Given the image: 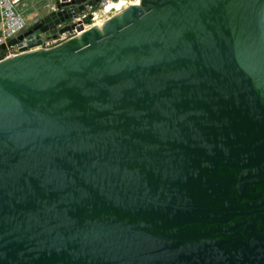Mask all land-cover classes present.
<instances>
[{"label": "water", "instance_id": "water-1", "mask_svg": "<svg viewBox=\"0 0 264 264\" xmlns=\"http://www.w3.org/2000/svg\"><path fill=\"white\" fill-rule=\"evenodd\" d=\"M84 1L0 44V264H264V0Z\"/></svg>", "mask_w": 264, "mask_h": 264}, {"label": "built area", "instance_id": "built-area-1", "mask_svg": "<svg viewBox=\"0 0 264 264\" xmlns=\"http://www.w3.org/2000/svg\"><path fill=\"white\" fill-rule=\"evenodd\" d=\"M55 1L59 0H47V3L45 4L46 6H50L52 8V3ZM88 0H85L83 3L85 4V8L77 12L74 16L70 17L66 23L71 24L75 23L77 21H82V19L87 16L88 14H91L92 17L90 19L89 24H83L82 28H88L93 24V19L95 17L96 12H102V21L105 20L104 18H107V14H114L116 11L113 12H106L105 8L107 7L108 4L112 2H117L119 0H98L94 5H88L87 4ZM124 4L123 6L126 7L133 1L137 0H123ZM28 3L25 2L24 0H0V44L1 43H6L7 40H9L12 37L17 36L27 28V22L21 13V8L24 6H27ZM126 5V6H125ZM123 7V8H124ZM109 11V10H108ZM120 11V10H119ZM118 12V11H117ZM106 16V17H105ZM35 18H33L34 20ZM80 31L78 29H73L69 32H66L62 35L58 34L55 37H50L51 39L44 38L42 45L43 46H48L52 44L53 42H56L57 40L67 37L70 34H75L79 33ZM34 37V35H32ZM4 55L3 57L13 55L18 52V47L17 45H11V46H6L4 50ZM2 57V58H3ZM1 59V58H0Z\"/></svg>", "mask_w": 264, "mask_h": 264}, {"label": "bare ground", "instance_id": "bare-ground-1", "mask_svg": "<svg viewBox=\"0 0 264 264\" xmlns=\"http://www.w3.org/2000/svg\"><path fill=\"white\" fill-rule=\"evenodd\" d=\"M136 1H133L131 3H128V4H132V3H135ZM123 4H124V1L123 0H119L117 2H112L110 4L107 5V7L105 8V11L106 12H113V11H119L121 9H123ZM126 6V5H125ZM109 10V11H108ZM103 13L102 12H96L95 13V17L93 19V24H90L91 26H98V24L102 21V15Z\"/></svg>", "mask_w": 264, "mask_h": 264}, {"label": "rangeland", "instance_id": "rangeland-1", "mask_svg": "<svg viewBox=\"0 0 264 264\" xmlns=\"http://www.w3.org/2000/svg\"><path fill=\"white\" fill-rule=\"evenodd\" d=\"M25 2L28 3V5L30 6L29 8L33 9L32 6H34V8H36L37 10H41V7L44 6L46 3H47V0H24ZM23 9V8H22ZM29 11V10H28ZM22 15H25L27 14V11H23L21 12ZM115 14V13H114ZM113 14H107L108 17L112 16ZM106 17V16H105ZM107 17V18H108ZM106 19V18H104Z\"/></svg>", "mask_w": 264, "mask_h": 264}, {"label": "crops", "instance_id": "crops-1", "mask_svg": "<svg viewBox=\"0 0 264 264\" xmlns=\"http://www.w3.org/2000/svg\"><path fill=\"white\" fill-rule=\"evenodd\" d=\"M30 6L27 5V6H24L21 8V12L23 11H27V14L26 16L24 15L25 19H26V22H27V28L30 24V22L33 20V18H35L36 14H37V9L33 7V9L29 8ZM29 10V11H28ZM52 38V37H51ZM51 38H47V39H51Z\"/></svg>", "mask_w": 264, "mask_h": 264}, {"label": "trees", "instance_id": "trees-1", "mask_svg": "<svg viewBox=\"0 0 264 264\" xmlns=\"http://www.w3.org/2000/svg\"><path fill=\"white\" fill-rule=\"evenodd\" d=\"M4 55V51L0 50V58H2Z\"/></svg>", "mask_w": 264, "mask_h": 264}]
</instances>
